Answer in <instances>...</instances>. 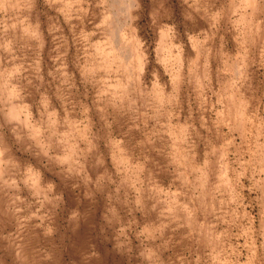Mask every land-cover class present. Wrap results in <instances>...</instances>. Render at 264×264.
Masks as SVG:
<instances>
[{
	"label": "rangeland",
	"instance_id": "obj_1",
	"mask_svg": "<svg viewBox=\"0 0 264 264\" xmlns=\"http://www.w3.org/2000/svg\"><path fill=\"white\" fill-rule=\"evenodd\" d=\"M0 264H264V0H0Z\"/></svg>",
	"mask_w": 264,
	"mask_h": 264
}]
</instances>
